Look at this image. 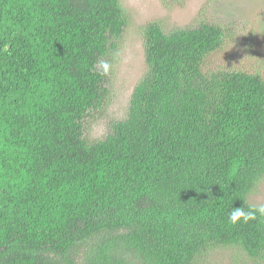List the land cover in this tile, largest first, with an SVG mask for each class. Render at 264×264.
Returning a JSON list of instances; mask_svg holds the SVG:
<instances>
[{
    "label": "trees",
    "instance_id": "trees-1",
    "mask_svg": "<svg viewBox=\"0 0 264 264\" xmlns=\"http://www.w3.org/2000/svg\"><path fill=\"white\" fill-rule=\"evenodd\" d=\"M126 25L120 0H0V264H197L221 247L264 264V217L228 222L264 181V78L205 70L222 25L151 22L127 116L91 143Z\"/></svg>",
    "mask_w": 264,
    "mask_h": 264
},
{
    "label": "rangeland",
    "instance_id": "rangeland-1",
    "mask_svg": "<svg viewBox=\"0 0 264 264\" xmlns=\"http://www.w3.org/2000/svg\"><path fill=\"white\" fill-rule=\"evenodd\" d=\"M120 4L127 25L106 61L107 98L84 125L89 142L105 139L112 126L126 118L133 89L146 72L143 31L151 22L159 21L165 32L195 26L199 19L222 25L228 39L206 60L205 70H240L264 78V42L259 33L264 25V0H120ZM249 201L264 204V181ZM240 251L221 247L206 253L197 264H260Z\"/></svg>",
    "mask_w": 264,
    "mask_h": 264
},
{
    "label": "clouds",
    "instance_id": "clouds-1",
    "mask_svg": "<svg viewBox=\"0 0 264 264\" xmlns=\"http://www.w3.org/2000/svg\"><path fill=\"white\" fill-rule=\"evenodd\" d=\"M108 65H104L105 71H107ZM258 217H264V204H257L254 206H244L235 208L233 207L228 215V222L232 225H238L241 222L248 223L258 219Z\"/></svg>",
    "mask_w": 264,
    "mask_h": 264
}]
</instances>
